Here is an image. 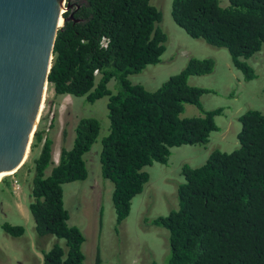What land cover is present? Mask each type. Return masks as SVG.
<instances>
[{
  "label": "trees",
  "instance_id": "obj_1",
  "mask_svg": "<svg viewBox=\"0 0 264 264\" xmlns=\"http://www.w3.org/2000/svg\"><path fill=\"white\" fill-rule=\"evenodd\" d=\"M150 1L69 0L73 9L79 8L57 32L48 74L54 96L85 97L88 103L108 97L110 130L101 141L99 162L102 178L113 185L116 226L129 216L132 199L149 181L144 168L166 165L173 147L207 144L211 133L219 131L215 117L223 112L204 111L200 98L212 91L188 85L189 77L212 73V59H189L154 92L128 80L158 64L166 50L167 36L159 28L162 14ZM229 5L172 0L171 18L189 37L225 49L234 69L251 81L256 74L245 60L264 44V0H229ZM113 78L121 89L116 95L107 89ZM185 104L203 116L180 118ZM237 121L238 148L230 153L214 150L198 168L183 165L184 182L176 188L178 209L150 222L167 232L166 264H264V114L247 110ZM44 131L38 126L31 144V150L41 149L33 159L28 210L37 235L64 240L67 251L53 245L44 253L43 264H84L85 238L79 228L67 224L62 186L86 180L83 156L96 142L100 123L94 118L78 121L72 148H61L48 176L53 141ZM0 227L12 237L25 232L9 223ZM100 263L97 256L95 264Z\"/></svg>",
  "mask_w": 264,
  "mask_h": 264
},
{
  "label": "rangeland",
  "instance_id": "obj_2",
  "mask_svg": "<svg viewBox=\"0 0 264 264\" xmlns=\"http://www.w3.org/2000/svg\"><path fill=\"white\" fill-rule=\"evenodd\" d=\"M218 1L221 8L230 6L229 0ZM150 4L162 14L159 28L167 36L166 50L158 64L148 65L140 73L129 75L128 80L154 92L171 76L178 74L189 59H212V73L191 76L188 85L212 91L202 95L200 101L204 111L223 109L222 115L215 117L219 131L211 133L205 145L171 148L166 165L153 163L144 168L149 181L142 193L132 199L129 216L116 226L111 202L113 185L102 178L99 162L101 141L110 130L106 107L108 97L88 103L85 97L54 96L47 85L37 127L45 130L53 141L55 163L45 170V176L50 174L53 165H57L61 148H72L74 129L80 119L94 118L100 123L96 142L83 156L88 173L86 180L62 186L63 205L69 215L67 224L79 228L85 238L82 245L84 264H95L97 256L100 264H166L169 256L167 232L150 222L178 209L176 188L184 182L182 166L198 168L214 150L230 153L237 149V134L241 128L237 118L247 110L264 114V44L260 52L245 60L256 74L254 80L245 81L232 66L225 49L189 37L173 22L172 0H151ZM98 79L99 75H96L95 84ZM107 89L111 95L121 90L115 78L108 82ZM202 116L195 106L189 104L184 105L180 114V118ZM31 144L22 166L16 173L5 177L2 184L0 182V226L9 223L25 229L21 237H12L0 227V264H43L44 253L56 244L67 251L64 240L52 235L38 236L35 231L28 204L33 200V159L39 155L41 146L31 150Z\"/></svg>",
  "mask_w": 264,
  "mask_h": 264
},
{
  "label": "water",
  "instance_id": "obj_3",
  "mask_svg": "<svg viewBox=\"0 0 264 264\" xmlns=\"http://www.w3.org/2000/svg\"><path fill=\"white\" fill-rule=\"evenodd\" d=\"M70 8L69 0H0V174L16 173L26 158Z\"/></svg>",
  "mask_w": 264,
  "mask_h": 264
},
{
  "label": "bare ground",
  "instance_id": "obj_4",
  "mask_svg": "<svg viewBox=\"0 0 264 264\" xmlns=\"http://www.w3.org/2000/svg\"><path fill=\"white\" fill-rule=\"evenodd\" d=\"M42 106H43V104H42ZM41 112V111H40ZM29 152V151H28ZM28 154V153H27ZM13 174V172L12 173H9V174H0V182L2 181V179L3 178H5V177H7V176H9V175H12Z\"/></svg>",
  "mask_w": 264,
  "mask_h": 264
},
{
  "label": "flooded vegetation",
  "instance_id": "obj_5",
  "mask_svg": "<svg viewBox=\"0 0 264 264\" xmlns=\"http://www.w3.org/2000/svg\"><path fill=\"white\" fill-rule=\"evenodd\" d=\"M72 8V9H71ZM71 8L69 9V10H71V12L70 13H75L76 12V10L79 8V6L77 7H75L74 9H73V7L71 6Z\"/></svg>",
  "mask_w": 264,
  "mask_h": 264
},
{
  "label": "clouds",
  "instance_id": "obj_6",
  "mask_svg": "<svg viewBox=\"0 0 264 264\" xmlns=\"http://www.w3.org/2000/svg\"><path fill=\"white\" fill-rule=\"evenodd\" d=\"M103 45L105 46V43H103ZM95 74H97V72ZM66 96H68V95H66ZM52 162H53V160H52Z\"/></svg>",
  "mask_w": 264,
  "mask_h": 264
},
{
  "label": "crops",
  "instance_id": "obj_7",
  "mask_svg": "<svg viewBox=\"0 0 264 264\" xmlns=\"http://www.w3.org/2000/svg\"><path fill=\"white\" fill-rule=\"evenodd\" d=\"M53 146V145H52ZM52 154H53V152H52ZM53 160V159H52ZM53 163H55V161H53Z\"/></svg>",
  "mask_w": 264,
  "mask_h": 264
},
{
  "label": "built area",
  "instance_id": "obj_8",
  "mask_svg": "<svg viewBox=\"0 0 264 264\" xmlns=\"http://www.w3.org/2000/svg\"><path fill=\"white\" fill-rule=\"evenodd\" d=\"M16 184V183H15Z\"/></svg>",
  "mask_w": 264,
  "mask_h": 264
}]
</instances>
